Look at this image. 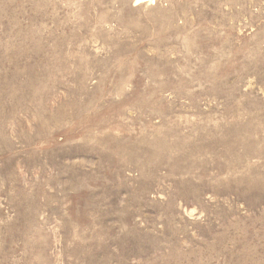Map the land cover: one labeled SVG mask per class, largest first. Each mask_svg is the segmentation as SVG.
<instances>
[{
    "label": "rangeland",
    "instance_id": "1",
    "mask_svg": "<svg viewBox=\"0 0 264 264\" xmlns=\"http://www.w3.org/2000/svg\"><path fill=\"white\" fill-rule=\"evenodd\" d=\"M0 264H264V0H0Z\"/></svg>",
    "mask_w": 264,
    "mask_h": 264
},
{
    "label": "bare ground",
    "instance_id": "2",
    "mask_svg": "<svg viewBox=\"0 0 264 264\" xmlns=\"http://www.w3.org/2000/svg\"><path fill=\"white\" fill-rule=\"evenodd\" d=\"M145 1L148 2V0H138L139 3H141V2H145ZM150 1H153V2H154V0H150ZM151 4H152V2H151Z\"/></svg>",
    "mask_w": 264,
    "mask_h": 264
}]
</instances>
